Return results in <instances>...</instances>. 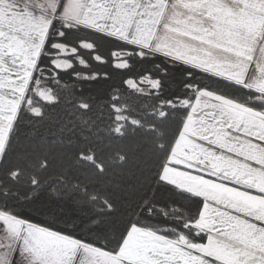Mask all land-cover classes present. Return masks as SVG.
Listing matches in <instances>:
<instances>
[{"label":"snow or ice","instance_id":"snow-or-ice-1","mask_svg":"<svg viewBox=\"0 0 264 264\" xmlns=\"http://www.w3.org/2000/svg\"><path fill=\"white\" fill-rule=\"evenodd\" d=\"M76 32L113 45L110 67L126 74L123 87L135 91L147 85V92L136 94L158 100L159 111L147 115L179 122L154 178L129 164L148 144L135 139L143 125L128 115L131 107L117 103L119 86L111 85L100 97L93 92L113 79L112 72L72 71L71 79L81 86L76 111L67 121L45 119L43 108H33L27 115L34 123L21 134L19 110L11 103L4 106L13 100L12 82H18L26 58L37 48V63L48 61L56 83L59 73L76 67H60L46 55L49 48L61 51L56 41ZM88 43L86 50L96 52L97 43ZM257 53L264 56V0H0V185H20L27 178L23 190L0 192V264H264V208L237 213L219 203L225 194H197L167 176L168 168L178 167L194 181L226 186L233 197L245 191L264 197L260 187L223 179L228 168L217 160L221 151H244L245 139L264 147V59ZM93 59L108 63V58ZM145 61L148 67L139 68ZM80 67L90 64L82 60ZM98 99L111 103L94 116ZM45 103L59 100L50 97ZM114 142L119 147L113 149ZM198 146L216 151L208 155ZM193 153L196 166L178 163ZM152 179L151 196L172 200L184 195L196 201L194 213L173 202V211L188 212L187 221L153 228L140 212L117 215L120 200L96 191L103 186L139 197L138 189ZM46 192L55 194L51 201L44 199ZM132 206L149 207V200L145 196ZM64 207L92 215L76 222L80 213L68 218ZM85 230L88 234H81Z\"/></svg>","mask_w":264,"mask_h":264},{"label":"trees","instance_id":"trees-1","mask_svg":"<svg viewBox=\"0 0 264 264\" xmlns=\"http://www.w3.org/2000/svg\"><path fill=\"white\" fill-rule=\"evenodd\" d=\"M90 40L97 43L98 47L96 52L86 50L87 48L91 47V45L88 43ZM56 43L61 45V51L66 53V55H61V51H52L51 48L48 49L46 55H51V57L60 67H65L69 63L75 64L76 67L69 72L59 73L60 83H56L50 78L55 73L53 69L47 66L48 61L45 60L42 65L37 63V60L40 59L38 54L26 91L18 109L20 112L19 129L21 134L26 130L27 124L34 123L32 118L27 115V113L31 112L33 108H43L46 113L45 119L67 121L69 117L73 115V113L76 111L73 107V104L80 95V93L76 91V88L80 87L81 84L80 81H73L71 79L72 71L81 73L85 71H109L113 73V79L105 84L103 88L93 87V92H95L96 95L100 97L107 94L108 88L111 85L119 86L122 98L117 103L121 106L127 103L131 107V111L128 113V115L137 117L143 125L137 130L135 139L139 141H147L148 144L147 149L138 156L137 160H130L129 164L132 165L133 168H136V165L138 164L139 169H137V171L140 169H147L148 171L144 173L145 176H151L154 178L157 174L156 169L158 168L159 161L167 152L168 148L172 146L173 138L176 134V129L179 122L173 120L171 117L160 120L157 119L156 116L147 115V113L151 111H159V109L156 107L158 103L157 98L153 96L136 94L139 91L147 92V85H137L135 91H129L123 87L121 84V79L126 74L115 73L110 67V51L113 46L110 43H106L101 40L100 37L86 32L70 33L64 42L56 41ZM74 49L75 51H73ZM94 56L108 58V63L98 64L94 61ZM82 60L90 64V67L81 68L80 63ZM138 63L139 62L134 61V64ZM146 67H148L147 61L139 64V68ZM139 68H137V71L133 74L138 75ZM153 71H156V69H153ZM65 84L67 87H64ZM84 87L87 92L88 86L85 85ZM50 97L58 98L59 103H45V101ZM106 103L111 102L104 99H98L95 101L93 103L91 115L95 116L97 114V109ZM108 111L109 110L105 108V112L107 113ZM146 129L152 130L146 131ZM127 142L128 141L126 139L125 141L119 143ZM119 143L114 142L113 149L119 147ZM157 145H163L164 147L160 148L157 147ZM26 182V176L21 178L20 185H13L10 181H5L4 184L0 185V192H2L5 188H18L23 190L21 186ZM154 183V179H152L147 181L141 188H139L138 191L143 194L139 197L134 195L132 192H124L122 195L118 192H107L103 190V186H101V189H97L96 191L101 195H108L110 197L115 195V197L120 200V203L117 204V215H123L129 211L140 212L141 216H143L153 228H156L158 225L164 223H173L178 227L180 222L187 221L188 212H183V209L180 211H173V202L186 206L189 212L194 213L196 201L184 195L173 196L172 200H169L167 197L162 198L159 194L156 196H151L150 192L154 187ZM54 196V193L46 192L44 199L51 201ZM145 196L149 200V207L132 206L133 203L138 204L139 200L145 198ZM123 197H128V199H124ZM59 203L63 205V201ZM40 206V204H37L34 205L33 208ZM53 207L55 209V206ZM63 210L68 213V218H71V214L74 212L80 213V215L76 217V222H79L81 219H86L88 216L92 215L90 211L83 208L64 207ZM149 212H151V218L148 216ZM181 212H183L182 215ZM164 216H167V221L164 220ZM101 227L106 226L102 224ZM81 234L87 235L88 233L85 230Z\"/></svg>","mask_w":264,"mask_h":264},{"label":"crops","instance_id":"crops-1","mask_svg":"<svg viewBox=\"0 0 264 264\" xmlns=\"http://www.w3.org/2000/svg\"><path fill=\"white\" fill-rule=\"evenodd\" d=\"M249 144L251 143L243 140L242 147H244V151L233 148L231 153L223 151L219 152L217 157L218 164L220 167L226 166L228 168V173L223 176V179H234L237 183H244L248 187H260L264 189V147L258 144H251V150H249L247 147ZM198 147L206 148L203 146ZM219 147L223 148L224 145L221 144ZM181 160L183 159H180L178 163L189 164L193 167L196 166L194 160H190L186 163ZM181 173H186L187 185H184L186 182L182 183L183 181L178 179V177H183ZM245 175L248 176L247 180L244 179ZM168 176L169 180L172 182L197 194L208 195L210 198L218 196V194H225V198L220 199L219 203H226L229 208H235L237 213H247L249 207L264 208V197L253 195L247 191L241 196L233 197L232 193L228 192L226 186L220 185L219 187H214L213 182L205 183L202 178H197L194 181L190 179V173L178 167H171V169L168 170ZM253 179L255 180V183H253ZM228 197H232L231 202H229ZM225 215H231V213L225 212Z\"/></svg>","mask_w":264,"mask_h":264},{"label":"rangeland","instance_id":"rangeland-1","mask_svg":"<svg viewBox=\"0 0 264 264\" xmlns=\"http://www.w3.org/2000/svg\"><path fill=\"white\" fill-rule=\"evenodd\" d=\"M47 30V28L45 27V31ZM43 43V37L41 38V44ZM40 49L37 48L33 53L30 54V58H26L27 59V68L26 70L22 73V75L19 77L18 82L17 81H13L12 82V86H14L15 91L13 93V100L12 101H7L5 100L4 106L7 107L9 103L12 104L13 109L14 110H18L19 106L21 104L22 98L24 96V93L26 91L35 61L37 59V56L39 54ZM257 56L260 57L261 59H264V56H261L260 53H257ZM248 111H251V109H248ZM244 141L246 142H250L247 139H245ZM199 151L205 152L208 155H211V153L213 151H216L215 149H208V148H202V147H198ZM196 153H193L191 155H186L184 158H182L185 163L190 161V160H194ZM171 168L167 169V176H168V170H170ZM180 173V172H179ZM183 177H178V179H181L180 181H183L182 183H185L184 185H187V175L186 173H181ZM169 178V176H168ZM171 178V176H170Z\"/></svg>","mask_w":264,"mask_h":264}]
</instances>
